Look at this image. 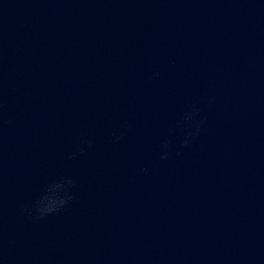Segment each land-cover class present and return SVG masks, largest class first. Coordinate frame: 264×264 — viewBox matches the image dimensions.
Instances as JSON below:
<instances>
[{
	"label": "clouds",
	"instance_id": "9594fccd",
	"mask_svg": "<svg viewBox=\"0 0 264 264\" xmlns=\"http://www.w3.org/2000/svg\"><path fill=\"white\" fill-rule=\"evenodd\" d=\"M193 114L186 115L185 119L186 120H191ZM182 147H187L188 146V141L185 140L184 143L181 145ZM166 155L162 157V159H166ZM59 187V186H57ZM45 201L39 202L36 207L34 208L35 216L34 218L36 219H43L45 216L52 214L54 212H58L61 207H63L66 203L67 200L65 199H55V198H45Z\"/></svg>",
	"mask_w": 264,
	"mask_h": 264
}]
</instances>
